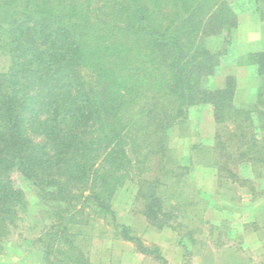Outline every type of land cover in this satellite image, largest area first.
<instances>
[{
	"label": "trees",
	"instance_id": "16d2710c",
	"mask_svg": "<svg viewBox=\"0 0 264 264\" xmlns=\"http://www.w3.org/2000/svg\"><path fill=\"white\" fill-rule=\"evenodd\" d=\"M252 1L264 20V0H0V253L28 211L17 171L49 204L51 222L36 238L45 264H91L82 241L97 215L166 261L118 223L113 198L138 175L144 216L171 225L159 193L169 130L197 105L213 110L218 177L257 193L238 167L264 183V50L246 61L257 68L255 101L236 102L234 75L206 85L227 53L207 37L231 43L238 10Z\"/></svg>",
	"mask_w": 264,
	"mask_h": 264
},
{
	"label": "rangeland",
	"instance_id": "374dc122",
	"mask_svg": "<svg viewBox=\"0 0 264 264\" xmlns=\"http://www.w3.org/2000/svg\"><path fill=\"white\" fill-rule=\"evenodd\" d=\"M238 10L240 18L260 15L255 5ZM251 4V5H250ZM259 39L264 46V31ZM224 41L225 34L207 37L206 44L214 51L224 48L222 64L234 62V43ZM260 45V47H262ZM8 59L0 55V69ZM246 62V59H242ZM221 64V65H222ZM206 80V85L217 88L222 67ZM241 72L244 82L238 104L256 100L258 93L257 68ZM224 73V72H223ZM242 83L240 85H242ZM216 123L210 105L189 109L187 117L169 130L170 152L168 169L161 176L159 193L164 209L170 213V226L157 228L143 214L144 200L140 197L134 175L113 198L119 224H127L144 243L159 245L165 260L138 252L136 245L123 239L110 218L97 215L85 227L88 237L82 243L91 264H264V183L255 177L250 166H239L243 177L255 180L257 193L230 179L218 177L212 165V146L215 142ZM147 173L148 176L155 171ZM15 185L27 199L28 211L19 219L13 235L4 243L0 264H45L36 241L51 220L47 216L48 203H42L34 184L19 172L12 173ZM83 229V227L81 228Z\"/></svg>",
	"mask_w": 264,
	"mask_h": 264
},
{
	"label": "crops",
	"instance_id": "0c3cea01",
	"mask_svg": "<svg viewBox=\"0 0 264 264\" xmlns=\"http://www.w3.org/2000/svg\"><path fill=\"white\" fill-rule=\"evenodd\" d=\"M262 31H264V20H262L261 16L257 14H250L247 17L240 18L238 27L236 29V41L234 43V62L231 63H223L222 74L220 75L219 82L217 87L222 88L225 86L226 77L228 75H234L237 79V87L235 93V100L240 98V101H244L247 98L248 94H245L246 97L244 99L241 96L244 94L242 92L244 76H241V72L250 71L249 69H255V65L242 62V59H246L251 53L258 52L264 50L263 42L259 39L262 36ZM262 44V45H261ZM260 45L262 47H260ZM224 72V73H223ZM242 83V85H240Z\"/></svg>",
	"mask_w": 264,
	"mask_h": 264
}]
</instances>
